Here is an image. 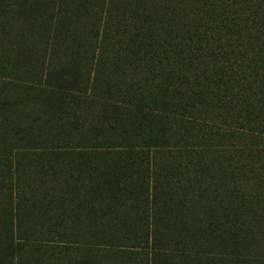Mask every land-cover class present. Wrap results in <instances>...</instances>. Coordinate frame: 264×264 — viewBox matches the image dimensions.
I'll list each match as a JSON object with an SVG mask.
<instances>
[{"label": "trees", "instance_id": "1", "mask_svg": "<svg viewBox=\"0 0 264 264\" xmlns=\"http://www.w3.org/2000/svg\"><path fill=\"white\" fill-rule=\"evenodd\" d=\"M0 264H264V0H0Z\"/></svg>", "mask_w": 264, "mask_h": 264}]
</instances>
